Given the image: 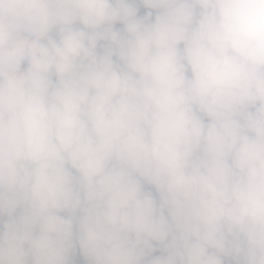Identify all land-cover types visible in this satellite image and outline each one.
I'll return each instance as SVG.
<instances>
[{"label": "clouds", "instance_id": "9594fccd", "mask_svg": "<svg viewBox=\"0 0 264 264\" xmlns=\"http://www.w3.org/2000/svg\"><path fill=\"white\" fill-rule=\"evenodd\" d=\"M0 264H264V0H0Z\"/></svg>", "mask_w": 264, "mask_h": 264}]
</instances>
